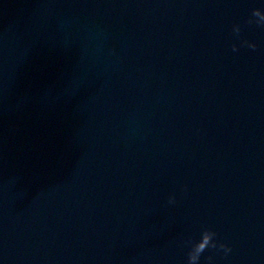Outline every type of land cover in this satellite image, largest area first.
Segmentation results:
<instances>
[{
    "label": "water",
    "instance_id": "water-1",
    "mask_svg": "<svg viewBox=\"0 0 264 264\" xmlns=\"http://www.w3.org/2000/svg\"><path fill=\"white\" fill-rule=\"evenodd\" d=\"M0 264H264V0H0Z\"/></svg>",
    "mask_w": 264,
    "mask_h": 264
}]
</instances>
